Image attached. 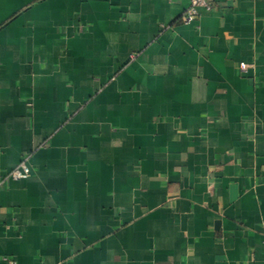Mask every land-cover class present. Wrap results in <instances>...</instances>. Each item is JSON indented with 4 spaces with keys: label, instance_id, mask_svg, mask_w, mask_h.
<instances>
[{
    "label": "crops",
    "instance_id": "0c3cea01",
    "mask_svg": "<svg viewBox=\"0 0 264 264\" xmlns=\"http://www.w3.org/2000/svg\"><path fill=\"white\" fill-rule=\"evenodd\" d=\"M209 1L0 0V264H264V0Z\"/></svg>",
    "mask_w": 264,
    "mask_h": 264
},
{
    "label": "built area",
    "instance_id": "2783aa9c",
    "mask_svg": "<svg viewBox=\"0 0 264 264\" xmlns=\"http://www.w3.org/2000/svg\"><path fill=\"white\" fill-rule=\"evenodd\" d=\"M174 1V0H169ZM204 7L208 10L212 9V4L209 0H190L188 7L184 11L182 15V20L185 23H191L195 21L199 16V8ZM249 64L246 62L241 63L242 69L248 67ZM31 174V167L28 163V158H24L14 169H12L6 177L12 179H22L30 176ZM10 264H17L16 260L6 258Z\"/></svg>",
    "mask_w": 264,
    "mask_h": 264
}]
</instances>
